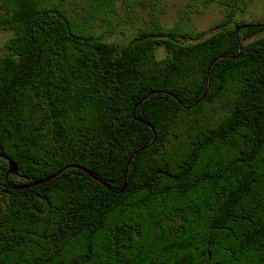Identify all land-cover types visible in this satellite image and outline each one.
<instances>
[{
  "label": "trees",
  "instance_id": "1",
  "mask_svg": "<svg viewBox=\"0 0 264 264\" xmlns=\"http://www.w3.org/2000/svg\"><path fill=\"white\" fill-rule=\"evenodd\" d=\"M242 1L116 44L120 0H0V264H264V20Z\"/></svg>",
  "mask_w": 264,
  "mask_h": 264
},
{
  "label": "rangeland",
  "instance_id": "2",
  "mask_svg": "<svg viewBox=\"0 0 264 264\" xmlns=\"http://www.w3.org/2000/svg\"><path fill=\"white\" fill-rule=\"evenodd\" d=\"M81 3V0H70L69 3L71 11L80 16L85 14ZM230 8L231 0H120L109 13L110 22L106 21L98 30L116 44L146 29L210 31ZM236 18L242 22L264 20V0L242 1ZM90 19L96 27L98 18ZM11 35L10 31L0 29V57L7 53L5 44ZM158 53L161 54L162 49ZM3 209L0 198V215Z\"/></svg>",
  "mask_w": 264,
  "mask_h": 264
},
{
  "label": "water",
  "instance_id": "3",
  "mask_svg": "<svg viewBox=\"0 0 264 264\" xmlns=\"http://www.w3.org/2000/svg\"><path fill=\"white\" fill-rule=\"evenodd\" d=\"M6 161H7V164H8V172H7V175H17L18 169H17L16 164L12 160H10L8 158L6 159ZM82 170L85 171L86 173H89L85 169H82ZM32 185H35V184H32ZM32 185L21 186V187H14V188L15 189H25V188L31 187Z\"/></svg>",
  "mask_w": 264,
  "mask_h": 264
}]
</instances>
